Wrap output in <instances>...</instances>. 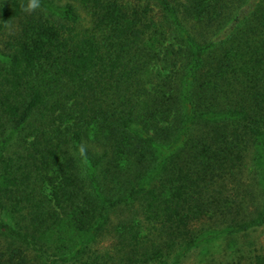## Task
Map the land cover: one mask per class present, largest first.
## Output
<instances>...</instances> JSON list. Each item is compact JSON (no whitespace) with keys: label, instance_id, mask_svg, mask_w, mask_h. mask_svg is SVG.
<instances>
[{"label":"trees","instance_id":"16d2710c","mask_svg":"<svg viewBox=\"0 0 264 264\" xmlns=\"http://www.w3.org/2000/svg\"><path fill=\"white\" fill-rule=\"evenodd\" d=\"M263 225L264 0H0V264Z\"/></svg>","mask_w":264,"mask_h":264},{"label":"rangeland","instance_id":"374dc122","mask_svg":"<svg viewBox=\"0 0 264 264\" xmlns=\"http://www.w3.org/2000/svg\"><path fill=\"white\" fill-rule=\"evenodd\" d=\"M107 246L109 241L102 238L92 245L91 250L101 251ZM172 260L171 255L166 263ZM146 264L161 263L154 261ZM176 264H264V225L246 232L224 235L207 245L193 248Z\"/></svg>","mask_w":264,"mask_h":264}]
</instances>
